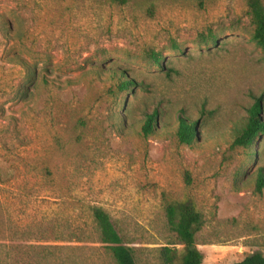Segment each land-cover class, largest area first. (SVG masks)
I'll return each mask as SVG.
<instances>
[{"label":"rangeland","instance_id":"374dc122","mask_svg":"<svg viewBox=\"0 0 264 264\" xmlns=\"http://www.w3.org/2000/svg\"><path fill=\"white\" fill-rule=\"evenodd\" d=\"M253 31L247 0H0V264H117L92 206L137 264H163L166 207L188 198L203 264L264 253V133L233 145L259 97L264 119Z\"/></svg>","mask_w":264,"mask_h":264},{"label":"trees","instance_id":"16d2710c","mask_svg":"<svg viewBox=\"0 0 264 264\" xmlns=\"http://www.w3.org/2000/svg\"><path fill=\"white\" fill-rule=\"evenodd\" d=\"M121 4L129 0H113ZM202 1V0H200ZM248 15L254 27L253 40L261 48L264 55V1L247 0ZM175 48L177 44L174 43ZM153 61L163 66V56L151 51ZM134 80L126 74H119L117 89L126 90L132 87ZM262 97L256 99L250 107L247 117L237 127L234 146L251 147L261 134L264 133V119L261 117ZM158 110L148 114L143 124L146 135L155 131ZM198 121L181 116L179 118L178 136L182 143L192 144L197 137ZM255 189L262 194L264 190V171L259 170ZM92 215L96 222L100 241L112 253L117 264H137L133 248L127 245L115 228L110 214L100 206H92ZM167 221L170 230L176 237V242L160 248L163 264H203L204 253L199 249L196 234L201 229L203 217L191 198L171 202L166 207ZM181 246V248L179 247ZM231 264H264V253L256 251L243 259Z\"/></svg>","mask_w":264,"mask_h":264}]
</instances>
